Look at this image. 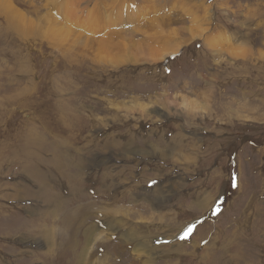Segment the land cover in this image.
I'll return each mask as SVG.
<instances>
[{
    "label": "rangeland",
    "instance_id": "obj_1",
    "mask_svg": "<svg viewBox=\"0 0 264 264\" xmlns=\"http://www.w3.org/2000/svg\"><path fill=\"white\" fill-rule=\"evenodd\" d=\"M32 2L47 38L0 11V264H264V0Z\"/></svg>",
    "mask_w": 264,
    "mask_h": 264
},
{
    "label": "bare ground",
    "instance_id": "obj_2",
    "mask_svg": "<svg viewBox=\"0 0 264 264\" xmlns=\"http://www.w3.org/2000/svg\"><path fill=\"white\" fill-rule=\"evenodd\" d=\"M16 3V0H0V11H2L3 13H5L7 15V18L5 19V25H4V29L7 31L10 30V32L12 31L13 34H15V37L20 36L21 38H28V36H34L36 34H40L41 36H43L44 38H47L46 32L44 30V28H46L45 24L43 23V21L41 22H37L36 20H31L30 18H28L27 16H25L23 13L20 12L19 9H16L12 2ZM18 2L21 1L23 2V5L25 6V10L28 12H34L36 13L37 10L34 9V5L32 0H17ZM45 4L42 5V8H46L49 6L47 4L48 0H44ZM41 11V8H40ZM3 22V21H2ZM38 30V31H37ZM48 30V29H47ZM7 34L9 36L12 37L11 33ZM1 37V36H0ZM10 53V52H9ZM170 54V53H168ZM172 54V53H171ZM166 56V55H165ZM164 56V57H165ZM5 57V56H4ZM163 57V58H164ZM2 58V57H1ZM13 58V56L11 57ZM162 58V59H163ZM161 60V59H160ZM22 67V66H21ZM5 68V67H4ZM3 68V69H4ZM0 69H2L0 67ZM3 73L6 72V70L2 71ZM16 72V71H15ZM1 73V72H0ZM4 75H2V77L4 78ZM11 76V75H10ZM3 80V79H2ZM23 80V79H22ZM4 81V80H3ZM10 82V81H9ZM31 87V86H30ZM62 157V156H61ZM60 166V165H59ZM53 168V167H52ZM55 168V167H54ZM57 169V168H56ZM55 169V170H56ZM245 221V220H244ZM168 237V236H167ZM172 237V236H170ZM154 238V237H153ZM167 239V238H166ZM171 239V238H170ZM236 257V255H235ZM231 258L232 256H230L226 262L227 264H229L231 262ZM237 258V257H236ZM243 260V259H242Z\"/></svg>",
    "mask_w": 264,
    "mask_h": 264
},
{
    "label": "snow or ice",
    "instance_id": "obj_3",
    "mask_svg": "<svg viewBox=\"0 0 264 264\" xmlns=\"http://www.w3.org/2000/svg\"><path fill=\"white\" fill-rule=\"evenodd\" d=\"M189 232L191 231V228H189V230H188Z\"/></svg>",
    "mask_w": 264,
    "mask_h": 264
}]
</instances>
